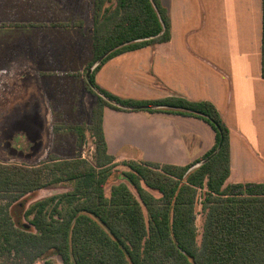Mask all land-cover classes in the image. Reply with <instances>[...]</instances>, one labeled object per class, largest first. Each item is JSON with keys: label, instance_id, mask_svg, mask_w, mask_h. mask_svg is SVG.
<instances>
[{"label": "trees", "instance_id": "trees-1", "mask_svg": "<svg viewBox=\"0 0 264 264\" xmlns=\"http://www.w3.org/2000/svg\"><path fill=\"white\" fill-rule=\"evenodd\" d=\"M261 3L264 78V0ZM90 4L86 90L96 100L85 129L94 139V162L55 155L33 166L0 162V264L38 260L55 264L52 254L61 264H264V182L227 183L229 129L215 106L177 96L126 99L95 81L110 59L170 40L167 8L160 0H90ZM105 108L197 118L211 127L215 142L187 166L117 163L103 133ZM71 129L80 146L83 127ZM119 165L127 170L117 175L118 182L106 195L105 186ZM62 184L70 189L25 207L24 197ZM200 199L204 223L198 243ZM21 217L28 226L19 222Z\"/></svg>", "mask_w": 264, "mask_h": 264}, {"label": "crops", "instance_id": "crops-1", "mask_svg": "<svg viewBox=\"0 0 264 264\" xmlns=\"http://www.w3.org/2000/svg\"><path fill=\"white\" fill-rule=\"evenodd\" d=\"M160 1L170 40L110 59L96 73L97 85L126 99L212 103L229 129L227 183L264 182L261 0ZM90 37V0H0V110L7 105L28 120L53 119L65 88L78 87L91 59ZM72 71L74 83L65 75ZM103 133L117 163L187 166L215 142L197 118L110 108Z\"/></svg>", "mask_w": 264, "mask_h": 264}, {"label": "rangeland", "instance_id": "rangeland-1", "mask_svg": "<svg viewBox=\"0 0 264 264\" xmlns=\"http://www.w3.org/2000/svg\"><path fill=\"white\" fill-rule=\"evenodd\" d=\"M84 26L85 31L88 33L90 30V27H88L89 24H85ZM75 73L76 71H72L67 72L65 75L74 83V79L77 78ZM79 79V84L76 89L75 86H71V89L69 88L70 91L65 88V103L57 105L55 111L53 110V119L28 120L24 118L25 114L23 111H21V113L9 112L7 105L4 106V109L7 110L3 108V110H0L1 163L33 166L47 160L50 155H55L62 159H71L79 156L89 163L94 162V139L85 128L90 122L91 109L96 99L86 90L85 68L79 75ZM72 88H74V93ZM49 106L54 108V105ZM74 126H80L84 129V141L80 146L77 144V135L75 131L71 129ZM125 170H127L125 166L119 165L116 167L113 176L105 186L106 195L109 194L110 186L118 182L119 179L117 175ZM69 189V185L62 184L38 190L32 195L24 197L23 203L27 208L35 200L63 193ZM155 195L158 196V194ZM200 202L201 199L196 208L198 243L201 241L204 223V213L202 212ZM19 222L28 226L27 222L22 217L19 219ZM50 258L55 264H61V260L56 254H52ZM42 262L43 260H38L35 264H42Z\"/></svg>", "mask_w": 264, "mask_h": 264}]
</instances>
